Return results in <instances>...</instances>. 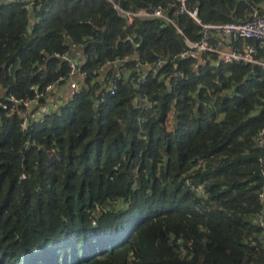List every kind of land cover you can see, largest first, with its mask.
I'll return each mask as SVG.
<instances>
[{"label":"trees","instance_id":"obj_1","mask_svg":"<svg viewBox=\"0 0 264 264\" xmlns=\"http://www.w3.org/2000/svg\"><path fill=\"white\" fill-rule=\"evenodd\" d=\"M116 1L134 12L161 6L175 24H127L108 0H36L31 10L0 1V87L32 97L31 86L69 76L62 55L77 46L87 73L79 93L27 131L19 112L0 111V264H264L254 141L264 68L205 52L154 76L157 59L198 41L202 25L178 13V0ZM263 1L188 8L228 22ZM112 81L115 94L101 101Z\"/></svg>","mask_w":264,"mask_h":264},{"label":"built area","instance_id":"obj_2","mask_svg":"<svg viewBox=\"0 0 264 264\" xmlns=\"http://www.w3.org/2000/svg\"><path fill=\"white\" fill-rule=\"evenodd\" d=\"M8 3L14 0H0ZM25 3L26 7L31 10L35 5L36 0H19ZM116 8L119 15L125 19L127 24H132L136 18L143 20L164 19L168 22L175 24L174 20L169 17L163 7L158 6L152 10L140 9L137 12L124 9L120 3L116 0H108ZM179 14L188 13L199 24L202 25L201 37L198 41L187 40V48L183 49L179 53L170 57H159L156 61V66L153 70V75L162 70L168 61H174L181 58L186 59L190 57L200 56L202 53L209 52L217 54L220 59L227 63L238 64H251L264 68V7L262 9H256L251 16L246 20L234 19L228 22H204L198 14V8H188V0H178ZM242 41L243 45L240 48L233 47V45H227L226 40ZM128 40L131 43H135L133 35H128ZM56 56H61L56 54ZM64 59L70 65L69 76L64 78L60 76L57 80L47 84L43 89L34 85L31 86L33 96L25 99H18L13 93L8 92L6 89L0 87V111H5L9 117L15 112L20 114V128L23 131L29 130L33 124H42L46 121L47 116L52 110H50L45 104L42 103L51 93L62 88L64 85H68L73 95L79 93L82 90L83 84L79 81V77H85L86 72L81 70L79 62L69 55H62ZM129 57H124V61ZM137 67L141 65L137 64ZM96 72V70H95ZM103 90V89H102ZM101 91L100 99L104 101L106 94H115L116 86L114 81L111 82L107 91ZM144 102L145 98H142ZM60 104L56 107V109ZM54 110V109H53ZM255 146L263 151V155L259 158L263 167L264 176V126L260 127L254 137ZM201 164V163H200ZM195 190L200 194H205V189L202 185H196ZM259 200L262 204V210L256 221L258 226L264 231V185L259 193ZM95 223V221H94Z\"/></svg>","mask_w":264,"mask_h":264},{"label":"crops","instance_id":"obj_3","mask_svg":"<svg viewBox=\"0 0 264 264\" xmlns=\"http://www.w3.org/2000/svg\"><path fill=\"white\" fill-rule=\"evenodd\" d=\"M263 7H264V1H263V3H260L258 5V7L254 8V10L262 9ZM237 17L239 18V16H237ZM240 19H242V18H240ZM233 41H234L233 39H232V41L226 40V44L227 45L232 44L233 47H237V48H240L243 45L242 41H240V44L238 43L239 46H237V43H234ZM74 48L75 49H73V52H72L74 56H72V57L75 60H77L80 64L83 61L84 54L81 51V47L77 46ZM115 65L116 64L111 65L110 63L107 65H104V67H102L100 70H98L99 73H98L97 79L99 81H102L103 83L108 81L110 78L109 75L113 71ZM70 92H71V90L68 87V85L66 84L62 88L51 93L45 100L42 101V103L45 104L50 110L56 109V107L62 103V101L65 99L66 95L69 94Z\"/></svg>","mask_w":264,"mask_h":264},{"label":"rangeland","instance_id":"obj_4","mask_svg":"<svg viewBox=\"0 0 264 264\" xmlns=\"http://www.w3.org/2000/svg\"><path fill=\"white\" fill-rule=\"evenodd\" d=\"M230 91H231V89H226L223 92L224 93H229ZM259 105H261V104H259ZM222 117H223V114L221 116H219V119H221Z\"/></svg>","mask_w":264,"mask_h":264}]
</instances>
